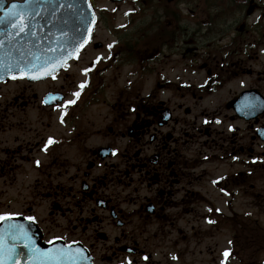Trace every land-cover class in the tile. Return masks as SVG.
I'll return each instance as SVG.
<instances>
[{"label":"flooded vegetation","instance_id":"obj_1","mask_svg":"<svg viewBox=\"0 0 264 264\" xmlns=\"http://www.w3.org/2000/svg\"><path fill=\"white\" fill-rule=\"evenodd\" d=\"M89 3L71 60L0 78V230L22 225L45 253L82 246L93 264H197L210 225L264 208V0ZM24 243L6 241L19 264H50Z\"/></svg>","mask_w":264,"mask_h":264},{"label":"snow or ice","instance_id":"obj_2","mask_svg":"<svg viewBox=\"0 0 264 264\" xmlns=\"http://www.w3.org/2000/svg\"><path fill=\"white\" fill-rule=\"evenodd\" d=\"M32 0H27V3H31ZM19 5L12 4L11 8L6 10L3 17H0V23L8 20L9 23L12 24L13 27L17 28L19 32H25L29 25L26 22L28 13L24 11H19ZM0 46H2V42H0ZM82 46V45H81ZM111 47V45L109 46ZM101 59L97 57V60ZM36 60H39L37 57ZM59 65H54L48 67L46 65H40L37 63L24 64L22 66V61H16L15 63H7L3 57H0V69L6 70L8 73H13L15 70L21 77L29 76L32 79H39L40 76L36 75V72H40L41 75L47 76L54 73L55 68ZM89 69H84V72L87 73ZM13 78H16V75H13ZM84 83H81L80 88L84 87ZM76 97H79L80 93L76 92L73 94ZM76 101L74 99L67 100L65 102V106L75 104ZM49 144L53 143L51 139L48 141ZM211 210V209H210ZM13 218V214L5 213L0 214V222L10 221ZM29 220H34V217H28ZM7 235H12L14 239H23L25 248L29 249V255L34 259L39 255L49 260L62 261L65 258L75 261L77 257L82 259H87L84 255L83 249H76L75 253H73L69 248H59L56 249L55 252H42L39 248H36L34 244L31 242V238L29 237L27 231L23 228L22 225L16 224H8L4 230ZM51 243V241L49 242ZM25 255L24 252L17 251L15 246H7L6 239L4 235H0V264H9L11 261L12 264H19V258ZM227 258L229 255L228 251L224 253ZM147 259V257H145Z\"/></svg>","mask_w":264,"mask_h":264},{"label":"water","instance_id":"obj_3","mask_svg":"<svg viewBox=\"0 0 264 264\" xmlns=\"http://www.w3.org/2000/svg\"><path fill=\"white\" fill-rule=\"evenodd\" d=\"M5 3V0H1L0 6ZM50 4H58L65 7L64 12L60 18H58L62 21V24L59 26L56 21H52L50 24L49 38L45 41L51 45V61L56 63L55 65L58 64L60 66V64L72 58L73 54L84 41L89 31L93 15L89 8L88 0H50ZM77 7H80V14L78 17H76ZM3 16L4 14L0 17ZM77 20L79 23H82V25L77 24ZM12 32L11 23H9L8 20L0 23V42H2L3 45L0 47V53H5V55H1L0 57H3L7 63H12L14 60L11 55L13 52L11 44H15L16 42L12 39ZM22 42L26 43L28 41ZM0 73L6 75L11 74L2 69H0ZM65 248H69L73 253H75L76 249H80L73 246H66ZM84 255L87 259L77 257V259L73 261L65 258L61 262L64 264H92L89 255L85 251Z\"/></svg>","mask_w":264,"mask_h":264},{"label":"rangeland","instance_id":"obj_4","mask_svg":"<svg viewBox=\"0 0 264 264\" xmlns=\"http://www.w3.org/2000/svg\"><path fill=\"white\" fill-rule=\"evenodd\" d=\"M224 211L226 213L227 209H224ZM237 211L239 213H248L249 211H251L252 216L254 218H260L261 222L259 224H261V226L264 228V208H239L237 209ZM210 227V235L207 240L210 248L209 255L206 256L205 254H199V248L196 249L194 245L192 246V249L195 251V254L193 256H189V258L193 260H198L197 264H202L201 259H207L209 261L208 264H264V252H261L260 254H254V251H256L255 249H247L243 252L239 248V257H241L242 259L244 258V260L241 261L238 259L236 260L230 258L229 255L226 258L224 255L225 251L229 252L231 249L230 242L232 237V229L230 227V224H222L219 230L218 228L212 227V225H210ZM244 242L245 243L242 244L241 240L240 244V239H238V243L241 245L242 248H247L249 246V243L253 244L251 240H247ZM205 244L203 245V247L205 246Z\"/></svg>","mask_w":264,"mask_h":264},{"label":"trees","instance_id":"obj_5","mask_svg":"<svg viewBox=\"0 0 264 264\" xmlns=\"http://www.w3.org/2000/svg\"><path fill=\"white\" fill-rule=\"evenodd\" d=\"M235 230L238 232V235L236 238H240V242L242 240V244H244V241L249 240L248 234L250 235H256L258 239V249H264V231H260L256 228H249L247 225L243 224H236ZM261 243V244H260ZM249 245V244H248Z\"/></svg>","mask_w":264,"mask_h":264}]
</instances>
